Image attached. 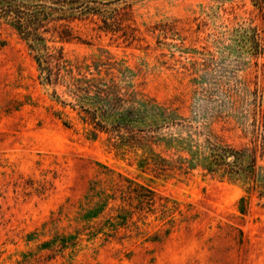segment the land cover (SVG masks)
<instances>
[{"label": "rangeland", "instance_id": "1", "mask_svg": "<svg viewBox=\"0 0 264 264\" xmlns=\"http://www.w3.org/2000/svg\"><path fill=\"white\" fill-rule=\"evenodd\" d=\"M103 1L57 82L0 20V264H264L262 202L205 168L210 141L264 143V8Z\"/></svg>", "mask_w": 264, "mask_h": 264}, {"label": "trees", "instance_id": "2", "mask_svg": "<svg viewBox=\"0 0 264 264\" xmlns=\"http://www.w3.org/2000/svg\"><path fill=\"white\" fill-rule=\"evenodd\" d=\"M253 2L261 9L264 8V0ZM110 3L111 1L103 0H0V20L12 25L29 44L30 49L35 52L34 58L39 70L44 74L45 81L51 83L57 82L63 76V72L68 75L72 72L63 44L80 39L75 33L73 23L95 15H103ZM104 22L105 26H111L117 23V20L114 18L110 23L107 20ZM252 31L251 38L253 43H256L258 33L255 28H252ZM56 43L59 45H55ZM253 43L251 46L254 53L264 51L263 46ZM76 81L77 79L73 84L79 88ZM101 93L104 91L100 88L98 95L101 96ZM107 97L108 95L101 96L99 101H95L97 105L92 110L84 108L91 120L101 128L108 127V122L99 117V114L104 115L109 109L103 100L114 104ZM111 127L114 130L123 128L117 120H113ZM209 150L205 158L207 171L221 178L242 183L245 194L240 200L242 203L240 211L246 212L244 201L253 197L257 198L259 203L262 202L261 207L264 208V165L260 164L264 156V143L237 146L210 141Z\"/></svg>", "mask_w": 264, "mask_h": 264}]
</instances>
